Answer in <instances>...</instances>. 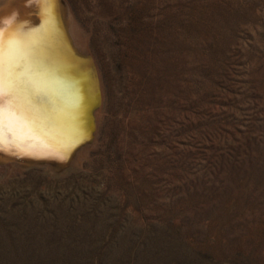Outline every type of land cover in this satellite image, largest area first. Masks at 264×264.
Instances as JSON below:
<instances>
[{"label":"rangeland","instance_id":"rangeland-1","mask_svg":"<svg viewBox=\"0 0 264 264\" xmlns=\"http://www.w3.org/2000/svg\"><path fill=\"white\" fill-rule=\"evenodd\" d=\"M69 3L97 137L0 165V264H264V0Z\"/></svg>","mask_w":264,"mask_h":264},{"label":"bare ground","instance_id":"bare-ground-1","mask_svg":"<svg viewBox=\"0 0 264 264\" xmlns=\"http://www.w3.org/2000/svg\"><path fill=\"white\" fill-rule=\"evenodd\" d=\"M72 12L69 0H0V94L15 135L0 151L3 167L59 172L95 143L101 74ZM37 69L50 85L45 104L23 86Z\"/></svg>","mask_w":264,"mask_h":264},{"label":"snow or ice","instance_id":"snow-or-ice-1","mask_svg":"<svg viewBox=\"0 0 264 264\" xmlns=\"http://www.w3.org/2000/svg\"><path fill=\"white\" fill-rule=\"evenodd\" d=\"M35 76L24 77L26 84L23 86L32 94L33 98L39 104H45L49 102L48 88L49 82L46 79V73L37 69L35 70ZM11 132V127L9 122L6 121L5 111H4V100L2 94H0V151L3 150L5 143L15 142V135H9Z\"/></svg>","mask_w":264,"mask_h":264},{"label":"water","instance_id":"water-1","mask_svg":"<svg viewBox=\"0 0 264 264\" xmlns=\"http://www.w3.org/2000/svg\"><path fill=\"white\" fill-rule=\"evenodd\" d=\"M93 139V138H92ZM34 163H37V162H34Z\"/></svg>","mask_w":264,"mask_h":264}]
</instances>
